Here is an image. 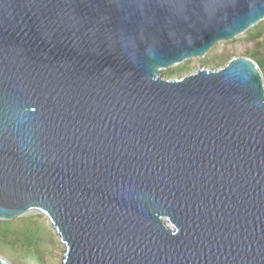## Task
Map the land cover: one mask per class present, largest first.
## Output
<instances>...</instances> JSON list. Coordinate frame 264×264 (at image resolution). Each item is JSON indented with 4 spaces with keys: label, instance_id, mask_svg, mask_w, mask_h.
Masks as SVG:
<instances>
[{
    "label": "water",
    "instance_id": "95a60500",
    "mask_svg": "<svg viewBox=\"0 0 264 264\" xmlns=\"http://www.w3.org/2000/svg\"><path fill=\"white\" fill-rule=\"evenodd\" d=\"M263 19L264 0H0V219L46 215L61 264H264L259 66L160 73Z\"/></svg>",
    "mask_w": 264,
    "mask_h": 264
},
{
    "label": "rangeland",
    "instance_id": "374dc122",
    "mask_svg": "<svg viewBox=\"0 0 264 264\" xmlns=\"http://www.w3.org/2000/svg\"><path fill=\"white\" fill-rule=\"evenodd\" d=\"M233 56H245L264 76V19L231 40L216 43L202 58H190L160 71L164 78H177L198 66L214 68ZM41 213L32 218L0 219V256L11 264H59L61 244Z\"/></svg>",
    "mask_w": 264,
    "mask_h": 264
},
{
    "label": "bare ground",
    "instance_id": "6f19581e",
    "mask_svg": "<svg viewBox=\"0 0 264 264\" xmlns=\"http://www.w3.org/2000/svg\"><path fill=\"white\" fill-rule=\"evenodd\" d=\"M174 66V65H173ZM37 213H40V212H36V214ZM42 214V213H41ZM44 217H46L47 219H46V223H47V225H48V227L52 230V233L54 234V236L56 237V241H57V243H59V244H61V246H62V251L60 250L59 251V255H60V260H59V264H61V261H62V258H63V253H64V250H65V246H64V244L61 242V240H60V235H59V233L57 232V230H55L54 229V227H53V225H52V223L50 222V220L48 219V217L46 216V215H44V214H42Z\"/></svg>",
    "mask_w": 264,
    "mask_h": 264
}]
</instances>
